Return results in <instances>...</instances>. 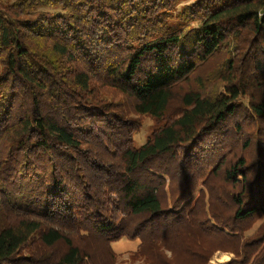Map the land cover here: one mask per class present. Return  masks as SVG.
<instances>
[{
    "label": "trees",
    "instance_id": "16d2710c",
    "mask_svg": "<svg viewBox=\"0 0 264 264\" xmlns=\"http://www.w3.org/2000/svg\"><path fill=\"white\" fill-rule=\"evenodd\" d=\"M119 238L264 264V0H0V264Z\"/></svg>",
    "mask_w": 264,
    "mask_h": 264
},
{
    "label": "rangeland",
    "instance_id": "374dc122",
    "mask_svg": "<svg viewBox=\"0 0 264 264\" xmlns=\"http://www.w3.org/2000/svg\"><path fill=\"white\" fill-rule=\"evenodd\" d=\"M216 62L214 59H210L207 64H205L203 67L199 69L198 73H201L202 75L206 73V71L211 70L215 66ZM132 117H136V115H132ZM138 119H140V123L142 124L140 129L134 133L133 136V142L135 146H139L144 143V141L147 139L149 136L150 132L152 129L155 127L153 121L148 118V117H143V116H138ZM251 153V152H249ZM253 153V151H252ZM251 156V155H250ZM261 221L260 219L254 224L252 229H254L257 224ZM111 248L112 250L115 249V255L116 259L117 256L121 257H130L132 261L136 260H142L143 264H145V261L143 260L142 257L136 258L132 257V253L136 250L137 248V240H128L126 238H119L118 241L112 242L111 243ZM232 257V254L229 252H224V251H216L212 254L210 260L208 261L207 264H220L225 261H228Z\"/></svg>",
    "mask_w": 264,
    "mask_h": 264
},
{
    "label": "clouds",
    "instance_id": "9594fccd",
    "mask_svg": "<svg viewBox=\"0 0 264 264\" xmlns=\"http://www.w3.org/2000/svg\"><path fill=\"white\" fill-rule=\"evenodd\" d=\"M113 251L115 253V249ZM166 255L171 258L170 252L166 253ZM116 264H143V261L139 259L136 261H132L130 257H121L118 255L116 259Z\"/></svg>",
    "mask_w": 264,
    "mask_h": 264
}]
</instances>
